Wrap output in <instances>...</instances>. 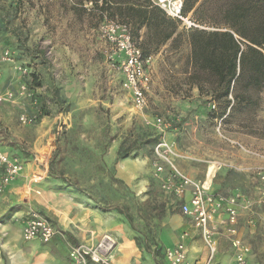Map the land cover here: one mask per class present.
Here are the masks:
<instances>
[{"label": "rangeland", "instance_id": "374dc122", "mask_svg": "<svg viewBox=\"0 0 264 264\" xmlns=\"http://www.w3.org/2000/svg\"><path fill=\"white\" fill-rule=\"evenodd\" d=\"M86 2L0 0V149L22 166L0 193L3 264H80L74 247L88 264H162L167 239L189 231L195 258L203 257L205 239L162 187L161 141L190 178L241 195L237 223L215 231L213 264H236V239L249 247L248 264H264V87L250 88L253 102L221 117L226 100L188 79L189 31L179 26L183 34L143 54L141 106L126 86L124 54L105 31L122 17ZM189 14L223 21L215 2L200 0ZM146 34H135L139 48ZM34 210L58 228L51 241L23 238Z\"/></svg>", "mask_w": 264, "mask_h": 264}, {"label": "trees", "instance_id": "16d2710c", "mask_svg": "<svg viewBox=\"0 0 264 264\" xmlns=\"http://www.w3.org/2000/svg\"><path fill=\"white\" fill-rule=\"evenodd\" d=\"M81 1L94 4L102 2V9L111 10L112 15L118 13L122 17L118 22L127 25L129 29L133 28L132 32L137 37L141 36L140 31L145 27L147 34L140 41V48L145 56L157 53L161 45L188 32L183 29L181 31L184 32H179L178 21L166 15L152 0ZM198 1L200 0H185L184 13L190 15V10ZM205 2L217 4L218 10L223 14V21L218 24L194 16L200 22L219 29H195L188 32L191 46V72L188 79L201 91L209 83L211 94L216 99L226 100L221 117L227 113L229 117L235 114L243 101H247V104L253 102L252 97L247 95L250 88L260 90L264 87V0H204ZM135 34L132 33L133 39ZM233 93L237 102L231 104L229 97ZM130 154V149L125 150L120 153V157ZM27 216L28 214L24 218Z\"/></svg>", "mask_w": 264, "mask_h": 264}, {"label": "built area", "instance_id": "2783aa9c", "mask_svg": "<svg viewBox=\"0 0 264 264\" xmlns=\"http://www.w3.org/2000/svg\"><path fill=\"white\" fill-rule=\"evenodd\" d=\"M166 15L178 21L183 30H216L215 26L204 24L197 20L192 14L184 13L185 0H152ZM93 2H86V6H93ZM105 31L116 46L124 54V73L126 86L133 91L136 102L139 105L146 103L145 89L148 76L143 68V53L132 36L127 25L115 19H110L105 24ZM162 119H159V122ZM156 169L162 175V187L173 193L178 199L182 212L191 218L207 246V256L203 264H212L216 252V239L214 234L219 225L229 227L237 223L238 217L243 209L241 195H223L211 190L205 183L193 180L180 170L176 162V153L167 141H161L156 146ZM22 168L21 164L11 162L8 156L0 149V193L13 180ZM262 173V172H260ZM264 178V174H262ZM23 238L42 241H51L59 233L58 228L43 213L34 210L29 212L23 224ZM188 232L181 234L180 241L164 251L165 264H194L189 255L187 238ZM237 248L236 264H248L249 247L243 244L240 239L233 241ZM71 255L80 264H88L85 250L81 247H74ZM0 264L3 260L0 257Z\"/></svg>", "mask_w": 264, "mask_h": 264}, {"label": "crops", "instance_id": "0c3cea01", "mask_svg": "<svg viewBox=\"0 0 264 264\" xmlns=\"http://www.w3.org/2000/svg\"><path fill=\"white\" fill-rule=\"evenodd\" d=\"M189 229H191V230H195V231H198L197 230V228L196 227H194V225L192 224V226H191V228H189ZM194 231V232H195ZM190 233H189V237L187 238V243H188V246H189V255H190V259H191V261L192 262H194V264H203L204 263V261L206 260V254H207V252L205 251V254L203 253V257H201L200 259H198L197 258V256H196V258H195V255H194V253L192 252V245H191V241H192V236H191V234L193 233V231H189ZM181 234V233H180ZM180 241V240H179ZM179 241H174V240H171V239H167V242H168V244H166V248H168V247H171V246H174L176 243H178ZM165 248V249H166ZM165 249H164V251H165ZM164 251H163V253H164ZM163 256H164V254H163ZM165 257V256H164ZM163 257V259H162V264H165V258ZM212 264H213V261H212ZM234 264H235V262H234Z\"/></svg>", "mask_w": 264, "mask_h": 264}, {"label": "bare ground", "instance_id": "6f19581e", "mask_svg": "<svg viewBox=\"0 0 264 264\" xmlns=\"http://www.w3.org/2000/svg\"><path fill=\"white\" fill-rule=\"evenodd\" d=\"M210 172V171H209Z\"/></svg>", "mask_w": 264, "mask_h": 264}]
</instances>
